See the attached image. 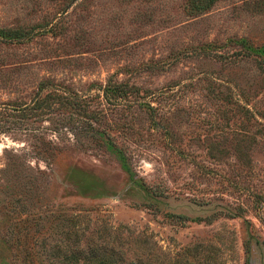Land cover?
<instances>
[{"label":"rangeland","instance_id":"1","mask_svg":"<svg viewBox=\"0 0 264 264\" xmlns=\"http://www.w3.org/2000/svg\"><path fill=\"white\" fill-rule=\"evenodd\" d=\"M185 3L0 0V27L32 29L0 41V109L29 102L44 79L79 99L27 124L0 113V176L25 150L28 172L50 181L42 208L28 193L36 237L73 238L83 211L126 224L131 241L152 232L142 246L159 264H264V83L236 54L239 36L264 42V0H217L198 15ZM108 82L129 90L119 104L104 97ZM41 136L66 147L51 163L34 154Z\"/></svg>","mask_w":264,"mask_h":264},{"label":"trees","instance_id":"2","mask_svg":"<svg viewBox=\"0 0 264 264\" xmlns=\"http://www.w3.org/2000/svg\"><path fill=\"white\" fill-rule=\"evenodd\" d=\"M216 1L186 0L185 9L193 15H198L206 12ZM31 32L32 29L2 26L0 41L20 42L30 37ZM236 44L240 45L236 54L242 58L252 57L251 59L256 62V75L264 83V42L254 44L246 36H239L236 38ZM108 85H110L109 82L104 86L103 94L106 100L114 104H119L121 99H125L129 94V90L122 84L116 83L112 87ZM78 100V97L72 95L60 83L44 79L39 82L29 102L19 105L5 103L0 113H3L4 123L27 124L30 123V119L47 117L59 105L76 104ZM95 114L97 110L84 114L83 120L87 125L90 126L91 123L96 122ZM98 127L96 131L104 133V130ZM100 136L103 145L115 152L122 168L129 173L130 177H133V171L123 150L115 146L114 142L103 134ZM54 142L42 136L34 137L31 142L34 154L48 163L53 162L56 154L66 148L64 146L60 148ZM77 145V140L72 142L73 148ZM29 154V151L25 150L22 153L9 154L2 168L4 174L0 176V264H159L153 248L151 246L148 249L144 248L142 243L148 240L152 232L142 236V239L140 235H137L131 241L125 238L127 233L123 232L129 230L126 224H108L105 218L98 223L97 220L92 221V218L83 211L75 216V222H72L74 219L72 215L68 214L69 220L77 227L73 238L70 237L69 230L64 236L54 241L45 236L36 237V232H32L29 227L31 213L30 206L27 207V201L30 198L28 193L35 188L36 198L39 200L37 208H42L45 205V199L43 200V197L41 199L43 188L48 186L50 181L42 180L40 176H34L28 172L26 167L30 165L26 159ZM3 187L5 189L1 191ZM5 227L10 239L5 236L7 234L3 231ZM132 244L135 246L133 250H130ZM129 250L132 251L131 256L128 253ZM167 263L170 264V261Z\"/></svg>","mask_w":264,"mask_h":264}]
</instances>
